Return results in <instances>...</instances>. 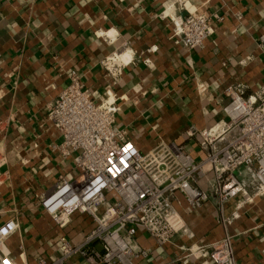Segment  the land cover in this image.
Segmentation results:
<instances>
[{
    "label": "crops",
    "instance_id": "0c3cea01",
    "mask_svg": "<svg viewBox=\"0 0 264 264\" xmlns=\"http://www.w3.org/2000/svg\"><path fill=\"white\" fill-rule=\"evenodd\" d=\"M188 12L211 16L201 46L187 48L172 36ZM110 52L129 60L115 83L99 63ZM263 66L264 0H189L183 7L173 0H0V224L9 218L16 223L2 241L3 252L16 264L52 260L59 236L74 243L95 228L93 218L78 211L56 225L37 199L59 176L78 175L74 154L62 156L52 147L60 136L46 118L70 70L95 103L106 96L114 100L113 126L141 152L179 146L200 160L199 131L225 118V86L240 83L244 98L254 94L264 83ZM236 174L251 193V170L239 167ZM209 176L196 183L208 194L198 208L187 210L175 195L173 206L189 236L177 233L159 244L138 228L132 240L146 255L133 264H185L184 247L208 251L224 232L236 264H264V190L243 202L224 227ZM238 200L240 194L224 203L222 215ZM90 246L101 249L96 240ZM61 264L88 263L74 253Z\"/></svg>",
    "mask_w": 264,
    "mask_h": 264
},
{
    "label": "built area",
    "instance_id": "2783aa9c",
    "mask_svg": "<svg viewBox=\"0 0 264 264\" xmlns=\"http://www.w3.org/2000/svg\"><path fill=\"white\" fill-rule=\"evenodd\" d=\"M187 1L173 3L183 7ZM210 21L207 13L188 12L172 36L187 48L201 46L210 35ZM259 39L262 41L263 35ZM122 55L110 52L99 61L111 83L116 82L129 61ZM68 79L47 107L46 118L60 136L52 147L62 156L74 154L78 175L74 180L59 176L37 199L56 225L63 226L69 215L78 211L90 215L95 228L74 243L59 236L57 255L52 260L37 257L35 264H61L74 253L88 264H133L136 257L146 255L133 243L136 229H142L159 244L169 242L177 233L189 236L173 201L180 194L187 210L201 206L208 194L196 183L207 174L224 227L238 217L243 202L264 190V83L246 98L242 84L225 86L228 101L221 108L225 118L199 131L203 156L194 160L179 146L159 144L141 152L122 129L113 126L118 110L114 100L106 96L95 103L75 71H69ZM187 134L193 131L189 129ZM239 167L251 170V193L237 179ZM238 194L240 200L222 215L223 204ZM15 227L12 218L0 224V264H16L1 248L3 239ZM94 240L99 241L100 251L90 246ZM209 245L208 251L202 245L184 247L185 264L190 256L203 258L202 264H236L227 232Z\"/></svg>",
    "mask_w": 264,
    "mask_h": 264
},
{
    "label": "bare ground",
    "instance_id": "6f19581e",
    "mask_svg": "<svg viewBox=\"0 0 264 264\" xmlns=\"http://www.w3.org/2000/svg\"><path fill=\"white\" fill-rule=\"evenodd\" d=\"M123 57V56H122Z\"/></svg>",
    "mask_w": 264,
    "mask_h": 264
}]
</instances>
